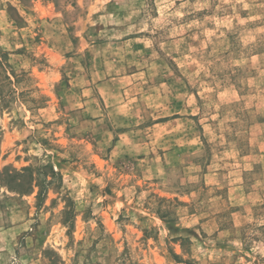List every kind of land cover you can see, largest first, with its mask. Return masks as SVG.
Returning a JSON list of instances; mask_svg holds the SVG:
<instances>
[{
	"label": "rangeland",
	"instance_id": "obj_1",
	"mask_svg": "<svg viewBox=\"0 0 264 264\" xmlns=\"http://www.w3.org/2000/svg\"><path fill=\"white\" fill-rule=\"evenodd\" d=\"M0 264H264V0H0Z\"/></svg>",
	"mask_w": 264,
	"mask_h": 264
},
{
	"label": "trees",
	"instance_id": "obj_2",
	"mask_svg": "<svg viewBox=\"0 0 264 264\" xmlns=\"http://www.w3.org/2000/svg\"><path fill=\"white\" fill-rule=\"evenodd\" d=\"M17 176H18V173H14L12 176H10V178H12V179H16ZM30 188H31V186H30Z\"/></svg>",
	"mask_w": 264,
	"mask_h": 264
}]
</instances>
